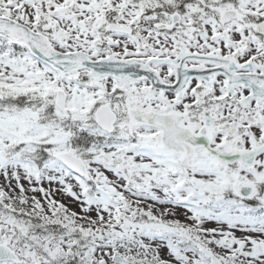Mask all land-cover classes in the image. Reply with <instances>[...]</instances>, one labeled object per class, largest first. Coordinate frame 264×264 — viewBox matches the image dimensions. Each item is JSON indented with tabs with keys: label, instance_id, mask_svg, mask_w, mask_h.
Instances as JSON below:
<instances>
[{
	"label": "snow or ice",
	"instance_id": "obj_1",
	"mask_svg": "<svg viewBox=\"0 0 264 264\" xmlns=\"http://www.w3.org/2000/svg\"><path fill=\"white\" fill-rule=\"evenodd\" d=\"M0 264H264V0H0Z\"/></svg>",
	"mask_w": 264,
	"mask_h": 264
}]
</instances>
